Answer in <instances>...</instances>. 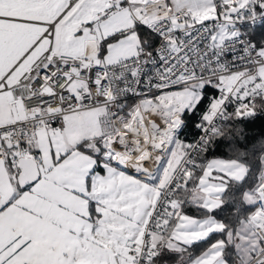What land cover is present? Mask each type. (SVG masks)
<instances>
[{
  "label": "snow or ice",
  "instance_id": "obj_1",
  "mask_svg": "<svg viewBox=\"0 0 264 264\" xmlns=\"http://www.w3.org/2000/svg\"><path fill=\"white\" fill-rule=\"evenodd\" d=\"M257 121L264 0H0V264H264Z\"/></svg>",
  "mask_w": 264,
  "mask_h": 264
},
{
  "label": "trees",
  "instance_id": "obj_2",
  "mask_svg": "<svg viewBox=\"0 0 264 264\" xmlns=\"http://www.w3.org/2000/svg\"><path fill=\"white\" fill-rule=\"evenodd\" d=\"M264 131V121H257L254 125L250 128V134L258 133ZM220 153H217L219 155Z\"/></svg>",
  "mask_w": 264,
  "mask_h": 264
}]
</instances>
